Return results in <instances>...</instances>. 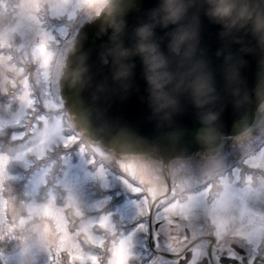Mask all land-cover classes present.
Listing matches in <instances>:
<instances>
[{
	"label": "rangeland",
	"instance_id": "rangeland-1",
	"mask_svg": "<svg viewBox=\"0 0 264 264\" xmlns=\"http://www.w3.org/2000/svg\"><path fill=\"white\" fill-rule=\"evenodd\" d=\"M103 3L0 0V264L165 260L156 256L155 263L140 244V229L132 227L140 217L139 193L129 170L136 172L137 162L117 163L97 146L87 147L64 122L57 87L60 54H66L64 42L71 38L67 47L72 43L75 27ZM252 141L264 142V127ZM249 143L211 163L186 162L179 168L232 166ZM104 162L119 167L106 168ZM245 165L264 171V151ZM196 197L204 201V195Z\"/></svg>",
	"mask_w": 264,
	"mask_h": 264
},
{
	"label": "water",
	"instance_id": "water-1",
	"mask_svg": "<svg viewBox=\"0 0 264 264\" xmlns=\"http://www.w3.org/2000/svg\"><path fill=\"white\" fill-rule=\"evenodd\" d=\"M189 3L184 23L196 39L186 58L170 48L176 26L157 22L161 0H107L79 30L60 78L65 108L85 138L119 159L159 163L168 180L173 161L217 158L264 125V33L254 27L264 21V0H227L218 18L208 0ZM149 25L171 68L183 59L180 72L192 74L163 108L136 53L138 31ZM193 77L198 88L188 87Z\"/></svg>",
	"mask_w": 264,
	"mask_h": 264
},
{
	"label": "flooded vegetation",
	"instance_id": "flooded-vegetation-1",
	"mask_svg": "<svg viewBox=\"0 0 264 264\" xmlns=\"http://www.w3.org/2000/svg\"><path fill=\"white\" fill-rule=\"evenodd\" d=\"M181 164L174 162L170 167L169 197H165L168 184L159 165L153 169L135 167L138 192L146 195L143 203L138 202L139 215L143 216L138 229L142 238L151 237L154 255L164 258L163 264H264L260 243L251 239H264V171L179 168ZM147 167L149 173L144 171ZM242 181L244 187H240ZM217 187L219 196L207 204V197ZM200 195L204 201L196 197ZM181 196L184 203H179ZM189 201H194L195 207L187 204ZM165 202L168 204L160 207ZM144 247L149 245L145 242Z\"/></svg>",
	"mask_w": 264,
	"mask_h": 264
},
{
	"label": "clouds",
	"instance_id": "clouds-1",
	"mask_svg": "<svg viewBox=\"0 0 264 264\" xmlns=\"http://www.w3.org/2000/svg\"><path fill=\"white\" fill-rule=\"evenodd\" d=\"M227 0H208L211 11L209 15L218 18L223 13V4ZM191 5L189 0H161V4L156 12L158 17L157 22L165 28L174 25L175 30L171 33L170 48L178 57H187L188 52L193 47V41L196 39V32L185 25L184 21L189 16ZM235 11V9H233ZM261 33H264V21L254 25ZM122 31L118 28L117 32ZM138 44L136 53L144 58V62L148 69V79L151 83L156 99L160 102L161 107L166 106L169 98L170 90L173 88L184 87L188 82V77L191 73H181L180 69L184 68L183 59L177 66L176 70L171 68L170 62L159 50V47L154 43V26H145L138 31ZM117 47L122 45L117 44ZM187 49L188 51H185ZM125 56L133 54L131 50H125ZM190 88H198L195 83V77L192 78V83H188Z\"/></svg>",
	"mask_w": 264,
	"mask_h": 264
}]
</instances>
